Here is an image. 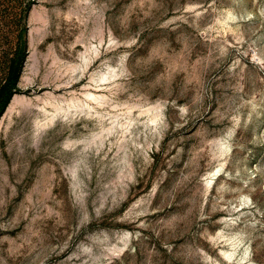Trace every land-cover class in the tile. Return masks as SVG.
<instances>
[{
  "label": "rangeland",
  "instance_id": "rangeland-1",
  "mask_svg": "<svg viewBox=\"0 0 264 264\" xmlns=\"http://www.w3.org/2000/svg\"><path fill=\"white\" fill-rule=\"evenodd\" d=\"M15 73L0 264H264V0H0Z\"/></svg>",
  "mask_w": 264,
  "mask_h": 264
},
{
  "label": "bare ground",
  "instance_id": "bare-ground-1",
  "mask_svg": "<svg viewBox=\"0 0 264 264\" xmlns=\"http://www.w3.org/2000/svg\"><path fill=\"white\" fill-rule=\"evenodd\" d=\"M31 59H32V61H33V65H35V61H36V59H35V53H32L31 54ZM21 81H22V83H27V82H29V77H27V76H25V74L22 76V78H21ZM88 97H93V98H97V97H95V95L93 96L92 94H88L87 95ZM23 105H25V108H30L29 106H30V102H29V100L28 101H25V99H23V97H21V96H19V95H17V94H15L11 99H10V102H9V104H8V106H7V108H6V112H5V114H4V116H3V119L5 118V117H7V116H11V114L14 112V110L18 107V106H23ZM31 106H33V105H31ZM56 107V106H55ZM24 108V107H23ZM57 108H59V107H57ZM56 108V109H57ZM61 109V108H60ZM58 110V109H57ZM54 117V116H53ZM51 118V117H50ZM49 118V119H50ZM53 120V119H52ZM49 121V120H48ZM1 122V121H0ZM36 124V123H35ZM37 124H38V122H37ZM39 125V124H38ZM38 125L36 126V127H38ZM41 126V125H40ZM42 127H43V125H42ZM1 128V127H0Z\"/></svg>",
  "mask_w": 264,
  "mask_h": 264
},
{
  "label": "trees",
  "instance_id": "trees-1",
  "mask_svg": "<svg viewBox=\"0 0 264 264\" xmlns=\"http://www.w3.org/2000/svg\"><path fill=\"white\" fill-rule=\"evenodd\" d=\"M12 63H14V61H12ZM13 69H14V67H13V65H11L10 71L12 72ZM17 77H18L17 73H15L14 75L9 74L5 84L0 89V108H1V110H4V108L7 106L8 102L10 100L11 95H10L9 89L16 84Z\"/></svg>",
  "mask_w": 264,
  "mask_h": 264
}]
</instances>
